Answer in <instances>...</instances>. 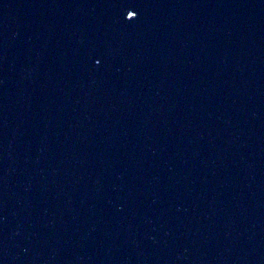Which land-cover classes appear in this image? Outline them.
I'll list each match as a JSON object with an SVG mask.
<instances>
[{
  "label": "water",
  "instance_id": "water-1",
  "mask_svg": "<svg viewBox=\"0 0 264 264\" xmlns=\"http://www.w3.org/2000/svg\"><path fill=\"white\" fill-rule=\"evenodd\" d=\"M0 264H264V0H0Z\"/></svg>",
  "mask_w": 264,
  "mask_h": 264
},
{
  "label": "snow or ice",
  "instance_id": "snow-or-ice-1",
  "mask_svg": "<svg viewBox=\"0 0 264 264\" xmlns=\"http://www.w3.org/2000/svg\"><path fill=\"white\" fill-rule=\"evenodd\" d=\"M135 15L136 14L133 11H128L127 12V18H125V19L128 20V21H131V20H133L135 18ZM97 63H99V61H97Z\"/></svg>",
  "mask_w": 264,
  "mask_h": 264
}]
</instances>
